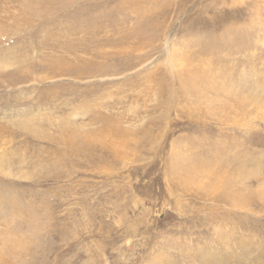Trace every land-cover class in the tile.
<instances>
[{"label": "rangeland", "instance_id": "374dc122", "mask_svg": "<svg viewBox=\"0 0 264 264\" xmlns=\"http://www.w3.org/2000/svg\"><path fill=\"white\" fill-rule=\"evenodd\" d=\"M1 223L0 264H264V0H0Z\"/></svg>", "mask_w": 264, "mask_h": 264}, {"label": "bare ground", "instance_id": "6f19581e", "mask_svg": "<svg viewBox=\"0 0 264 264\" xmlns=\"http://www.w3.org/2000/svg\"><path fill=\"white\" fill-rule=\"evenodd\" d=\"M76 116V112L73 114V116ZM72 116V115H71ZM3 208V207H2ZM1 218H3V217H1ZM6 218V217H5ZM6 220H7V218H6ZM6 222H8V221H6ZM9 223V222H8ZM7 223V224H8ZM1 224H3V226L2 227H0V246L4 243V241L5 240H7V239H9V241L15 246L16 244H17V242L15 241L16 240V238H14V236H13V234H14V231L12 232L11 230H10V228L6 225V223H1ZM11 232L13 233V234H11ZM16 236V235H15ZM18 240V239H17ZM166 263V262H165ZM156 264H160V261H158V259H157V261H156ZM168 264V263H167Z\"/></svg>", "mask_w": 264, "mask_h": 264}]
</instances>
